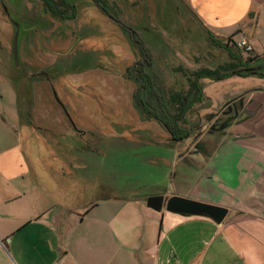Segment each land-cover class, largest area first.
I'll use <instances>...</instances> for the list:
<instances>
[{
	"label": "rangeland",
	"instance_id": "rangeland-1",
	"mask_svg": "<svg viewBox=\"0 0 264 264\" xmlns=\"http://www.w3.org/2000/svg\"><path fill=\"white\" fill-rule=\"evenodd\" d=\"M67 3L52 14L42 0H0V264H24L21 248L29 264H38L46 230L58 218L53 206L119 207L125 203L116 195L175 193L182 174L188 191L226 138L222 125L264 89V58L228 41H241L240 32L210 35L207 11L189 0ZM260 26L264 31V20ZM247 58L262 75L199 79L196 102L195 72L221 77L228 64L244 69ZM183 101L190 105L184 117ZM250 111L237 122L256 108ZM163 122L189 138L178 147ZM85 174L88 183L80 180ZM78 213L84 217L85 210Z\"/></svg>",
	"mask_w": 264,
	"mask_h": 264
},
{
	"label": "crops",
	"instance_id": "crops-1",
	"mask_svg": "<svg viewBox=\"0 0 264 264\" xmlns=\"http://www.w3.org/2000/svg\"><path fill=\"white\" fill-rule=\"evenodd\" d=\"M189 1L207 11H202L203 26L211 34L227 38L240 32L252 53L264 58V0ZM255 92L245 110L250 114L256 108L255 115L224 131L226 138L202 164L190 189L182 191V174L179 190L162 194L225 207L229 213L222 224L165 209L156 212L147 207L150 196L116 195L125 203L119 207L112 201L105 206L91 201L83 209L56 205L58 218L46 230L50 234L38 264H264V89ZM81 176L83 183L91 180ZM94 190L98 194L99 183ZM21 249L20 259L29 264Z\"/></svg>",
	"mask_w": 264,
	"mask_h": 264
},
{
	"label": "water",
	"instance_id": "water-1",
	"mask_svg": "<svg viewBox=\"0 0 264 264\" xmlns=\"http://www.w3.org/2000/svg\"><path fill=\"white\" fill-rule=\"evenodd\" d=\"M13 56L17 62V38L14 42ZM147 207L156 212H162L165 209L172 214L204 217L213 220L217 224H222L229 213V210L225 207L183 198L176 194L150 196L147 198Z\"/></svg>",
	"mask_w": 264,
	"mask_h": 264
},
{
	"label": "trees",
	"instance_id": "trees-1",
	"mask_svg": "<svg viewBox=\"0 0 264 264\" xmlns=\"http://www.w3.org/2000/svg\"><path fill=\"white\" fill-rule=\"evenodd\" d=\"M42 2L44 3V5L48 9V11L50 13H52V14H58L59 13L56 10L57 7H60V6L61 7H69V5L67 3V0H59L58 1L59 5L57 3L55 4L52 0H42ZM99 4H100V2H99ZM71 8H72V10H74V7L71 6ZM73 18H74V16H73ZM210 35H212V34L210 33ZM234 36H236V35H234ZM232 38L233 37L229 38V40H228L231 43H233V41H231ZM219 45H222V44L220 43ZM222 47H227L228 48L227 44L225 46H222ZM234 59L238 60L240 63L242 62V57L234 58ZM253 61L254 60L252 58H247V61L243 62L244 65H242L244 67V69H241L240 67H239V69H238V67L237 68H233V66L231 64H228L225 67V69H224V71L227 74L224 75V76H221V77H216V76H218V72H216V71L200 70V71L195 72L194 76H195V78L197 80L193 83V86H192L193 89L192 90L194 91V93H198L199 94V97L196 98V102H200L202 100V97H201L202 89H201V87L198 84V80L199 79H206L207 78V79H210V80H220L222 78L229 77V76L248 77V76H251V75H262L258 70L251 68L250 63H249V65H247L248 62H253ZM146 88L148 89V85H146ZM138 97H139V95H137V99H138L137 104H138L139 109L142 110L145 114H149V112H147V109H145V107L143 106V104L141 103V101L139 100ZM176 99H178V98H176ZM184 101H186V100H184ZM184 101L180 102L181 106H182L180 115L182 117H184L183 115H185L187 110H189V108H190L189 107L190 105H187L185 107L183 106V105L186 104V103H184ZM174 132L176 133L175 134L176 136H180L179 133H178L179 130H177V131L174 130ZM184 136L185 135L182 134V137H184Z\"/></svg>",
	"mask_w": 264,
	"mask_h": 264
},
{
	"label": "flooded vegetation",
	"instance_id": "flooded-vegetation-1",
	"mask_svg": "<svg viewBox=\"0 0 264 264\" xmlns=\"http://www.w3.org/2000/svg\"><path fill=\"white\" fill-rule=\"evenodd\" d=\"M96 1V0H95ZM140 66V69L142 70V69H144L145 68V65L143 64V65H139ZM140 77V79H141V81L143 82V86L141 87L142 88V90H144V91H146L147 90V88H146V85H147V79L143 76V75H141V76H139ZM139 79V78H138ZM230 103H228L223 109H222V111L221 112H219V113H217V114H213L212 116H208L207 117V120H212V119H214V118H217V117H219L220 115H221V113L223 112V111H225V109L228 107V105H229ZM246 108L245 107H242V109H241V111H240V114L239 113H237V117H236V119L234 118V117H232V118H234L235 120H228L227 122H226V124L225 125H222V126H225L224 128H223V131L221 132V133H224V131H225V129L227 130L228 128H230L231 126H232V123H234L235 121H239V120H241V119H239L238 120V118H239V116H241V115H244V114H246ZM232 118H229V119H232ZM177 121V120H176ZM165 125V128H166V130L168 131V133H170L172 136H173V140L176 142V143H178V147L179 146H181L180 145V143H182V141H184V140H187L188 138H189V133L188 132H184L182 129H180L179 127L180 126H177V125H175V128H174V130H179V135L181 136H179L178 138H175V132H174V130H172L171 128H169L168 126H167V124L165 123V122H163ZM221 129V128H220ZM217 130H219V128H217V129H215V131H217ZM182 134H184L185 136L184 137H182ZM197 151V153H200L201 154V152H199L198 150H196Z\"/></svg>",
	"mask_w": 264,
	"mask_h": 264
},
{
	"label": "built area",
	"instance_id": "built-area-1",
	"mask_svg": "<svg viewBox=\"0 0 264 264\" xmlns=\"http://www.w3.org/2000/svg\"><path fill=\"white\" fill-rule=\"evenodd\" d=\"M233 43H234V46H236L238 49L244 51L247 54L252 52V48L246 40H241V41L235 40Z\"/></svg>",
	"mask_w": 264,
	"mask_h": 264
}]
</instances>
